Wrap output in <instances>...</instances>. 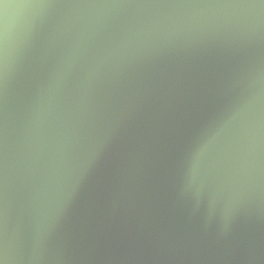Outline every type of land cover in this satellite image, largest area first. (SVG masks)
Here are the masks:
<instances>
[{
	"label": "water",
	"instance_id": "1",
	"mask_svg": "<svg viewBox=\"0 0 264 264\" xmlns=\"http://www.w3.org/2000/svg\"><path fill=\"white\" fill-rule=\"evenodd\" d=\"M0 261L264 264V0H2Z\"/></svg>",
	"mask_w": 264,
	"mask_h": 264
},
{
	"label": "snow or ice",
	"instance_id": "2",
	"mask_svg": "<svg viewBox=\"0 0 264 264\" xmlns=\"http://www.w3.org/2000/svg\"><path fill=\"white\" fill-rule=\"evenodd\" d=\"M0 2H2V0H0ZM0 264H3V261H0Z\"/></svg>",
	"mask_w": 264,
	"mask_h": 264
}]
</instances>
